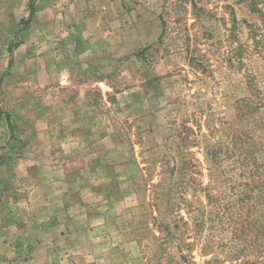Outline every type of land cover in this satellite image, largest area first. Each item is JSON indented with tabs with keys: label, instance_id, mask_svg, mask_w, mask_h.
Returning a JSON list of instances; mask_svg holds the SVG:
<instances>
[{
	"label": "rangeland",
	"instance_id": "1",
	"mask_svg": "<svg viewBox=\"0 0 264 264\" xmlns=\"http://www.w3.org/2000/svg\"><path fill=\"white\" fill-rule=\"evenodd\" d=\"M1 255L264 264V0H0Z\"/></svg>",
	"mask_w": 264,
	"mask_h": 264
},
{
	"label": "crops",
	"instance_id": "2",
	"mask_svg": "<svg viewBox=\"0 0 264 264\" xmlns=\"http://www.w3.org/2000/svg\"><path fill=\"white\" fill-rule=\"evenodd\" d=\"M11 230H12V229H11ZM12 231H13V230H12ZM10 238L12 239L13 237L11 236ZM5 241H7V242H6L7 245H13V241H10L9 238H7ZM3 242H4V240H3ZM10 249H12V247H10ZM10 253H11V252H10ZM2 261H3V256L1 255V256H0V263H2Z\"/></svg>",
	"mask_w": 264,
	"mask_h": 264
},
{
	"label": "trees",
	"instance_id": "3",
	"mask_svg": "<svg viewBox=\"0 0 264 264\" xmlns=\"http://www.w3.org/2000/svg\"><path fill=\"white\" fill-rule=\"evenodd\" d=\"M32 1V0H31ZM33 8H31V12H32Z\"/></svg>",
	"mask_w": 264,
	"mask_h": 264
}]
</instances>
